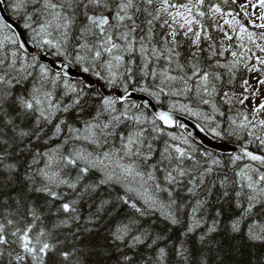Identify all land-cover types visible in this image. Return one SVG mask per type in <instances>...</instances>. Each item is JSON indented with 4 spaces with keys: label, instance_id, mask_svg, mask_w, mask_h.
<instances>
[{
    "label": "snow or ice",
    "instance_id": "obj_1",
    "mask_svg": "<svg viewBox=\"0 0 264 264\" xmlns=\"http://www.w3.org/2000/svg\"><path fill=\"white\" fill-rule=\"evenodd\" d=\"M249 6L0 0V264H210L223 230L264 243V101L230 114L259 94L245 79L237 98L238 72L264 87Z\"/></svg>",
    "mask_w": 264,
    "mask_h": 264
},
{
    "label": "trees",
    "instance_id": "obj_2",
    "mask_svg": "<svg viewBox=\"0 0 264 264\" xmlns=\"http://www.w3.org/2000/svg\"><path fill=\"white\" fill-rule=\"evenodd\" d=\"M236 5L238 4L236 3ZM229 7L234 6L230 4ZM235 10L239 11V8L236 7ZM215 35L220 36L219 33H215ZM245 79H247L246 71L241 70L240 72H238L234 84L235 93L243 92V88L241 85L242 81ZM225 90L231 91L228 88H225ZM242 109H246L244 107V104L238 105L235 103L232 106V112L230 114H234L235 112H238ZM225 141L228 143L236 144L235 140ZM222 154L227 155L229 153ZM227 215L228 214L226 213L225 219H227ZM216 239L219 241V245L217 248H214L213 252L210 254V264H264V243L251 242L247 240V238L243 234L233 235L226 230L221 231ZM98 259L100 258L92 256L89 259V264H95V261H97ZM101 264H103L102 261Z\"/></svg>",
    "mask_w": 264,
    "mask_h": 264
},
{
    "label": "rangeland",
    "instance_id": "obj_3",
    "mask_svg": "<svg viewBox=\"0 0 264 264\" xmlns=\"http://www.w3.org/2000/svg\"><path fill=\"white\" fill-rule=\"evenodd\" d=\"M236 3L238 5H241V4H246L248 3L249 5L251 4H255L256 7L253 9L251 6H249L246 11L248 12L249 14V18L251 19H254L256 23H260L261 21H259L258 19H256V17L259 16L260 12H261V9L259 8V0H236ZM250 27V25H249ZM258 31V30H257ZM26 34V37L28 38V34ZM222 39V38H221ZM253 51H255V48H253ZM247 80L250 81V85L252 88L256 89L258 88L259 89V94L256 95V96H252V95H249V99L247 101H245L244 103V107L246 109H242L238 112H244L245 110H248L250 111L253 107H256L258 106L261 101H264V87L258 85L256 83V79H257V75L256 74H249L247 71ZM243 88V87H242ZM105 89V88H104ZM106 90V89H105ZM103 91V90H102ZM107 91V90H106ZM243 94H244V89H243V92L241 93H236V96L238 99L242 98L243 97ZM236 104L238 105H241L239 102H237ZM237 112H235L234 114L232 115H235Z\"/></svg>",
    "mask_w": 264,
    "mask_h": 264
},
{
    "label": "water",
    "instance_id": "obj_4",
    "mask_svg": "<svg viewBox=\"0 0 264 264\" xmlns=\"http://www.w3.org/2000/svg\"><path fill=\"white\" fill-rule=\"evenodd\" d=\"M18 31L24 32L22 28L18 29ZM21 39H25V40L27 39L25 32H24V35L21 37ZM48 59L51 60V57H49ZM71 74L75 77L77 75V71L73 69ZM89 79H93V78L89 77ZM93 82L95 83L94 79H93ZM101 88L103 89V87ZM184 119H185V122L189 124V131H192L194 133V138L203 141L204 146L209 148L210 150H215L221 153H231L236 150L235 144H230V143L218 140V139H214L209 134L201 133L192 127L193 121H190L187 118H184Z\"/></svg>",
    "mask_w": 264,
    "mask_h": 264
},
{
    "label": "flooded vegetation",
    "instance_id": "obj_5",
    "mask_svg": "<svg viewBox=\"0 0 264 264\" xmlns=\"http://www.w3.org/2000/svg\"><path fill=\"white\" fill-rule=\"evenodd\" d=\"M102 91V90H101Z\"/></svg>",
    "mask_w": 264,
    "mask_h": 264
}]
</instances>
